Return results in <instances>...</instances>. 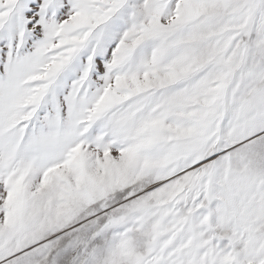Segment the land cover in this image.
<instances>
[{"label":"snow or ice","instance_id":"obj_1","mask_svg":"<svg viewBox=\"0 0 264 264\" xmlns=\"http://www.w3.org/2000/svg\"><path fill=\"white\" fill-rule=\"evenodd\" d=\"M0 264H264V0H0Z\"/></svg>","mask_w":264,"mask_h":264}]
</instances>
